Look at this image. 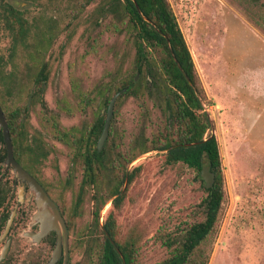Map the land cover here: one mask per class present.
Wrapping results in <instances>:
<instances>
[{"label": "rangeland", "instance_id": "rangeland-1", "mask_svg": "<svg viewBox=\"0 0 264 264\" xmlns=\"http://www.w3.org/2000/svg\"><path fill=\"white\" fill-rule=\"evenodd\" d=\"M6 1L23 10L29 22L41 18L47 26L55 18L58 27L52 31L57 35L44 56L50 69L44 106L29 109L30 131L43 130L45 119L54 114L61 70L70 71L82 91L108 85L109 99L135 74L131 34L117 17L99 15L103 12V0H38L33 4ZM168 1L191 53L199 85L209 102L204 106L221 158L225 201L208 264H264V30L255 26L256 18L252 17L259 8L252 0ZM10 46L11 39L0 32V55L4 60ZM17 51L14 63L18 69V94H6L5 85L0 90V102L7 112L22 104L27 89L24 78L27 57L21 47ZM154 55L160 60L159 53ZM10 69L0 71V81L5 83ZM97 97L99 94L92 103L94 112L93 108L83 114L76 110L74 118L64 121L65 126L80 127L96 120L103 108L101 103L98 105L101 97ZM153 100L122 94L116 100L110 122L114 136L105 145L106 166L98 169L101 192L97 194L94 188L87 190L89 197L84 202L82 226L85 222L92 223L93 228L92 213L96 204L118 181V173L112 170L111 163L119 160L121 154H132L141 138L151 139L168 126L170 113ZM45 132L44 142L56 146V152L43 164V175L63 179L71 174L76 178L72 183L76 190L79 170L68 166V153L57 147L49 130ZM164 154L153 151L130 165L129 171L135 167L140 171L130 184L128 179L124 181L120 191L125 188V198L122 207L114 213L121 239L133 238L138 242L139 264H159L169 254L156 238L163 224L167 223L169 230L174 231L181 225L185 227L203 220L197 209L205 196L201 178L182 163L166 165ZM110 209L111 203L107 202L100 213V224ZM20 233V227L13 230L14 240H22ZM78 234L85 240L83 229ZM93 236L94 228L91 241ZM14 260L17 264L20 257ZM87 261L85 254L75 255L70 264H87Z\"/></svg>", "mask_w": 264, "mask_h": 264}, {"label": "trees", "instance_id": "trees-1", "mask_svg": "<svg viewBox=\"0 0 264 264\" xmlns=\"http://www.w3.org/2000/svg\"><path fill=\"white\" fill-rule=\"evenodd\" d=\"M252 2L259 8L258 13L254 12L252 16L256 18L255 26L264 30V0ZM103 5V12L99 15H113L124 22L125 29L133 40L135 74L123 84L122 88L125 89L123 95L155 99L157 105L170 113V117L168 126L157 132L154 137L141 138L136 150L130 155L125 154L124 162L115 160L111 163L112 170L118 173V181L101 197L93 210L94 236L87 264H123L121 256L125 264H139L138 242L133 238L121 239L114 213L122 207L125 198V194L121 196L118 194L125 181L127 166L140 156L153 151L165 152L166 165L182 163L193 169L198 179L203 166H208L214 175L211 188L206 189L203 186L205 196L197 205L203 220L185 224V227L181 225L174 231L169 230L165 223L156 235L157 240L169 251L167 257L159 264H208L211 245L223 211L225 189L218 142L211 134L213 125L203 108V104L208 106L209 102L199 85L191 53L168 0H103ZM0 29L3 37L11 39L16 50L18 47L24 48V40L31 30L22 14L2 0ZM154 53L161 55L160 60L155 58ZM3 61V56L0 55V65ZM181 69L186 73L191 85L183 76ZM148 77L150 87L147 86ZM7 84L5 77V83L0 81V90L5 85L6 94H9ZM0 106L7 114L1 102ZM24 112L25 110L19 109L13 111L18 117L13 118L10 128L22 127L20 116ZM101 128L102 123L95 126L86 140L94 143ZM175 146L178 147L172 148ZM92 154H94L92 167L88 169L91 172L92 183L82 184L80 187L82 191H85V187L94 188L99 194L101 185L96 181L94 165L103 160V152H98L94 148ZM139 171L140 169L135 167L128 172V184ZM93 196L96 198V195ZM107 202L111 203V209L100 224V213Z\"/></svg>", "mask_w": 264, "mask_h": 264}, {"label": "flooded vegetation", "instance_id": "flooded-vegetation-1", "mask_svg": "<svg viewBox=\"0 0 264 264\" xmlns=\"http://www.w3.org/2000/svg\"><path fill=\"white\" fill-rule=\"evenodd\" d=\"M3 3L11 6L26 20L28 27L31 29L26 35L25 45L23 51L26 55L27 65H25V83L26 94L22 104L16 107L19 110H25L24 114L20 116L21 128H10L9 125L13 124V118H17V114L8 112L4 117L8 127V135L12 146V157L14 161L26 171L44 190L48 198L55 204L66 230V239L60 236V256L55 264H63L65 257V245L67 248V262L70 264L72 258L82 256L85 254L88 258L91 254V233L92 223L81 222L83 220L84 202L88 196L90 188L85 187V191L81 190L82 184L89 185L92 183L90 177L91 172L88 171L92 167V150L95 148L98 152H103V160L94 165L96 181L98 176V169L106 166V147L107 141L113 138L114 132L110 124L112 116L114 115V106L118 97L124 93L121 88V94L115 100L113 111L110 118L107 137L101 147L98 149V140L102 134L104 124L107 118L108 105L110 99L108 97L110 89L108 85L103 84L91 87L89 90L82 91L79 84L72 79L70 71L61 70L59 78L58 93L59 97L55 102V112L50 117L45 119L43 130L30 131L28 128L29 109L37 105L44 106L43 95L46 86L50 82V69L47 61L44 60L45 53L48 47L51 46L52 39L55 35L52 31L57 29L55 18H51L52 22L44 26V23L39 20L29 22L25 17L23 10L16 9L12 4L6 0ZM22 2L37 3L38 0H16ZM107 15V14H106ZM105 16V15H104ZM17 50L10 46L8 57L0 65V71L10 67L7 71V82L9 85V95L18 94L19 84L17 82L18 71L14 63V56ZM4 59V58H3ZM3 69V70H2ZM151 86L150 77H148ZM40 86V88H39ZM124 90V91H122ZM66 91L69 95H66ZM35 94H38L35 95ZM101 97L99 103L101 108L98 112V117L90 124H83L80 127L75 125L65 126L67 118H74L75 111L78 110L81 114L87 113L88 109L94 112L93 100L95 95ZM105 94L106 97L103 95ZM97 97V98H100ZM103 97V98H102ZM2 109V108H1ZM3 111V110H2ZM74 112V114H73ZM102 123L101 131L94 143H89L86 137L92 134L95 126ZM45 130H49V135L57 142V147L62 148L67 154L68 166L73 170H79V181L77 189L73 190L72 183L76 180L71 177V174H66L68 169L65 170V178L61 179L59 176L46 177L42 173L43 164L49 159L50 155L56 152V146H49L44 142L43 135ZM85 137V138H84ZM7 147L4 142L3 130L0 128V264H14V258L20 257V262L17 264H47L52 257L58 241V234L56 230H50L44 235L42 232V222L34 219L37 212L36 202L33 196L30 195L28 184L19 180L12 170V165H6ZM95 157H97L95 155ZM124 159L121 154L119 160ZM59 172V166L56 165ZM56 171V172H57ZM58 174V173H57ZM72 191H74L72 193ZM68 202L64 197H68ZM21 228L20 236L22 240H14L13 230ZM82 229L85 232V240L78 233ZM75 234V235H74ZM4 254V255H3Z\"/></svg>", "mask_w": 264, "mask_h": 264}, {"label": "water", "instance_id": "water-1", "mask_svg": "<svg viewBox=\"0 0 264 264\" xmlns=\"http://www.w3.org/2000/svg\"><path fill=\"white\" fill-rule=\"evenodd\" d=\"M173 58H174V56H173ZM181 72H182L183 76L186 78L189 85H191V82H190L189 78L187 77L186 73L182 69H181ZM122 91H124V90H122ZM120 94H121V91L117 92L111 98V100L109 102L108 110H107V118H106V121L104 124L102 134L98 140V149L99 150L101 149V147H102V145H103V143L107 137L108 126H109L110 118H111L112 111H113V105L115 103V100L117 99V97ZM203 108H204L205 112L207 113L204 104H203ZM207 116L210 119L208 113H207ZM0 128L3 130L4 142L6 144L7 151H8L7 159H6V165L7 166L12 165L13 174L17 178H19V180H22L23 182H26L28 184V187L30 190V195L34 197L35 202H36V207H37V212L34 215V219L40 220L43 224L41 235H44L45 233H47L50 230H56V232L58 234V241H57L56 248L52 254L51 259L47 263V264H55L58 261V258L60 256V241H59L60 236H64V239H66V230H65V226H64V222L62 220V217L60 216L58 209L56 208L55 204L48 198V196L46 195V193L44 192L42 187L14 161V159L12 157V146H11V142H10L9 135H8V127H7V123L5 121L4 113L1 109V106H0ZM176 147H178V146H175L172 148H176ZM138 159H136L135 161H137ZM204 163L205 162L203 161V164ZM130 165L128 166V168L126 170L125 183L127 182V179H128L127 177H128V171H129ZM199 176H200L201 180L203 181L204 188H206V189L211 188V186L213 185V182H214V175L210 172V168L208 166H203L201 168ZM124 189L125 188H123V190L118 194V196H121L123 194ZM106 236L108 237V234H106ZM110 242L113 246H115L111 240H110ZM116 251L121 256V253L117 248H116ZM121 259L123 261V264H125V261H124L122 256H121ZM0 260H1V258H0ZM66 262H67V248L65 245V257H64L63 264H66Z\"/></svg>", "mask_w": 264, "mask_h": 264}]
</instances>
